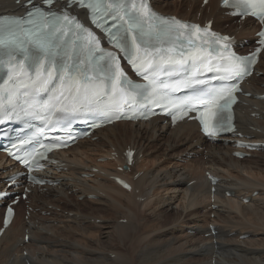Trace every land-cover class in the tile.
Listing matches in <instances>:
<instances>
[{
    "label": "bare ground",
    "instance_id": "bare-ground-1",
    "mask_svg": "<svg viewBox=\"0 0 264 264\" xmlns=\"http://www.w3.org/2000/svg\"><path fill=\"white\" fill-rule=\"evenodd\" d=\"M35 2L38 4L40 0ZM24 3L25 0H0V15L23 14ZM154 3L160 10L182 14L183 18H196L193 15L196 11L201 21L229 20L219 9L218 0H210L205 8L200 6V0H154ZM257 28L248 20L241 30L231 25L226 31L240 39H250ZM258 72L263 76L251 80L248 92L252 96L245 98L248 104L241 107L238 116L239 133L253 138L247 140L250 142H264V100L259 99L264 95V52ZM253 115L261 116L262 120ZM97 135V141L80 142L62 155L69 172L57 177L63 180L60 186H49L45 192L34 191L30 196L40 213H32L29 221H25L19 208L0 240V264H26L27 260L32 264H264V206L254 208V204L264 200V168L262 172L259 167L264 166L263 153L239 161L232 157L234 149L228 141L212 146L204 142L194 123L172 130L162 125L160 119L147 124H118ZM164 137L167 149L164 154L160 151L166 162L163 165L162 155L154 157L151 148ZM129 147L136 151L137 158L132 173L127 175L133 186L131 192L109 180L118 172L116 163L108 161L116 153L122 162V154ZM200 147L204 150L199 151ZM191 155L194 158L189 160ZM98 158L107 159L105 165L98 164ZM174 160L177 163L172 166ZM178 160L186 161L187 165H179ZM206 172L220 179L214 203ZM138 173L141 176L135 179ZM8 174L9 166L0 155V188ZM91 175L93 178H85ZM225 192L235 196L225 198ZM254 192L258 196L253 198ZM142 198L145 202L140 204ZM246 198H251L253 204H243ZM179 199L181 203L177 204ZM44 212H51L52 216H42ZM212 214L216 219H210ZM97 220L101 222L97 224ZM123 220L126 224L121 223ZM1 221L2 214L0 225ZM50 221H57L59 226L48 225ZM209 224L218 227L217 236L212 235ZM53 227L59 228L60 233ZM93 229L97 233H92ZM191 231L194 234L188 235ZM205 234L209 237L205 238ZM247 234L250 239L239 240ZM26 235L30 237L28 243L24 241ZM75 235L86 238V244L90 242L91 246L73 239ZM256 236L259 238L254 239ZM59 238L63 240L59 242Z\"/></svg>",
    "mask_w": 264,
    "mask_h": 264
},
{
    "label": "snow or ice",
    "instance_id": "snow-or-ice-1",
    "mask_svg": "<svg viewBox=\"0 0 264 264\" xmlns=\"http://www.w3.org/2000/svg\"><path fill=\"white\" fill-rule=\"evenodd\" d=\"M228 2L229 0H224L225 4ZM234 6L243 9L245 13L258 6L259 15L261 19H264V0H235ZM77 8H83L92 17V23L97 27L108 25L104 30L112 41L113 47L123 52L134 68L137 67V61H140L146 68H151L153 73L158 71L159 65L152 67L154 60L149 59L150 53L159 51V45L171 41L173 33H175V39H179L180 29L189 28L199 31L198 26L186 25L174 18L158 16L148 8L144 0H139V3L137 0H64L63 4H60V0H40L39 4L32 2L30 7L25 9L26 17L0 21V47L14 48L23 54L24 59H28L29 49H33L37 62L33 83L39 80V87L45 88L46 91L54 93L58 91V85H49L46 78L41 80L39 71L41 68L44 69L45 77L50 76L51 71L56 69L60 74L59 84L61 85L65 83V78L69 83H81V76L83 77L82 83L87 85L91 79L88 66L99 69L107 85L102 94L95 91L92 93V102L101 112L108 115V119L122 118L116 113L120 112L122 103H128L126 100L122 101L121 97L114 96L115 92L119 91L124 95L132 96L142 93L139 92L140 86L132 84L120 68L117 63L119 57L116 54L99 50V55H97L98 41L93 39V33L78 19H73L71 16ZM251 14L257 15L255 11ZM112 28L116 31H111ZM141 53L144 55L141 56ZM100 61H105V64L101 65ZM254 62L255 56L241 58L233 54L228 66L230 75L215 77L221 81L231 80L233 82L220 88L197 89L199 94L192 100L175 105L176 111L172 119L182 118L188 112H199L205 133L211 136L223 131L224 121L231 119L230 116L225 117L223 113L235 99L233 92L237 88L238 81L250 74L251 65ZM192 68L193 64H188L184 69L185 73ZM173 71L174 69H166L168 74ZM143 76L144 79H148L147 72ZM194 83L205 85L203 79H196ZM126 88L128 92H125ZM154 91L155 88H153ZM150 95L151 93L145 95L144 99L147 100ZM125 187L128 186L125 185ZM8 212L11 214L12 209L9 208Z\"/></svg>",
    "mask_w": 264,
    "mask_h": 264
},
{
    "label": "rangeland",
    "instance_id": "rangeland-1",
    "mask_svg": "<svg viewBox=\"0 0 264 264\" xmlns=\"http://www.w3.org/2000/svg\"><path fill=\"white\" fill-rule=\"evenodd\" d=\"M188 12H189V10H187V9L184 10V14H185V15H186ZM190 14H191V13H190ZM263 85H264V83H263ZM164 138H165V139H161V140H158V141L156 142V145H157L156 147L151 148V151H152V154L154 155V157L156 156V154L159 155V156L162 155V156L160 157V159H162L161 162L163 163V165L166 163V162H164V157H163V154H164V153H163V152L165 151V149H167V146H166V145H167V144H166V140H167V139H166V137H164ZM164 140H165V143H164ZM159 143H160V145L158 146ZM164 144H165V146H164ZM180 144H181V142L178 143L177 145H180ZM154 148H155V149H154ZM157 148H158V149H157ZM163 149H164V150H163ZM181 149H183V148H181ZM160 151H161L163 154H162ZM153 152H154V153H153ZM153 155H152V158H153V159H151V157H150V159H151L152 161L154 160ZM195 157H197V156L195 155ZM197 158H198V157H197ZM150 159H149V160H150ZM105 161H107V159H105ZM178 161L180 162L179 165H181V166H183V165H185V164L187 165L186 161H184V160H178ZM97 163H98V162H97ZM105 163H106V162H105ZM105 163H98V164L105 165ZM174 163H177V160H174V162L172 163V166H173ZM161 167H162V166H161ZM259 167L261 168V171L263 172V168H264V166H263V165H259ZM259 167H258V168H259ZM256 172H257V171H256ZM258 179L261 180V178H258ZM262 179H263V178H262ZM168 188H169V187H168ZM181 197H182V196H181ZM181 197H180V199L183 198V197H182V198H181ZM180 199H179V200H180ZM151 200H155V199L151 198ZM179 200H178L177 204H180V203H181V200H180V201H179ZM260 201H261V202H260ZM260 201H259V203H257L256 205L254 204V208H255V209L258 208V207L264 206V200H260ZM81 202H82V201H81ZM251 204H253V200L251 201ZM89 205H90V206H93L92 203H90ZM248 205H249V204H248ZM258 205H259V206H258ZM252 207H253V205H252ZM254 208H253V210H255ZM144 212H145V211H144ZM44 213H45V212H44ZM48 213L50 214V217H51V216H52V215H51V212H48ZM48 213H45V214H48ZM145 214H147V213L145 212ZM103 216H107V214H105V215H103ZM48 218H49V217H48ZM58 219H60V218L57 217V221H58ZM210 219H211V220L213 219L212 215L210 216ZM215 219H216V217H215ZM252 220H253V222H257V221L254 220V219H252ZM57 221H56V222H57ZM121 223H122V222H121ZM51 224H52L53 226H55V225H56V226H57V225L59 226V224H57V223H56V224L51 223ZM97 224H99V222H97ZM60 226H62V225H60ZM109 227H110V226H109ZM56 228H57V227H53V230H54V229L56 230ZM55 230H54V231H55ZM93 230H94V229H93ZM93 230H91L92 233H94V234L97 233L96 230H94V231H93ZM57 231H59V228H58V230H56L55 232H57ZM57 233L59 234L60 232H57ZM207 235H209V234H205L204 237H206ZM140 236H141V234L138 235V239H141ZM73 239H77V240H78L79 242H81L82 244H86V242H87L86 238L79 237V235H75V237H74ZM62 240H63L62 238H59V242L62 241ZM241 241H242V240H241ZM243 241H244V240H243ZM215 242H216V240H215ZM89 244H90V242H88L86 245H87V246H91V245H89ZM92 246H94V244H93ZM89 256H90L89 258H92V256H91L90 254H89Z\"/></svg>",
    "mask_w": 264,
    "mask_h": 264
}]
</instances>
